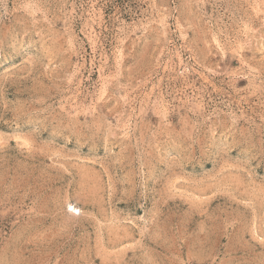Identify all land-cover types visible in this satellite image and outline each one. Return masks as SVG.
Masks as SVG:
<instances>
[{
    "label": "rangeland",
    "instance_id": "rangeland-1",
    "mask_svg": "<svg viewBox=\"0 0 264 264\" xmlns=\"http://www.w3.org/2000/svg\"><path fill=\"white\" fill-rule=\"evenodd\" d=\"M0 264H264V0H0Z\"/></svg>",
    "mask_w": 264,
    "mask_h": 264
}]
</instances>
